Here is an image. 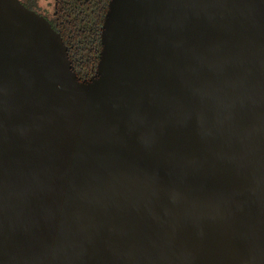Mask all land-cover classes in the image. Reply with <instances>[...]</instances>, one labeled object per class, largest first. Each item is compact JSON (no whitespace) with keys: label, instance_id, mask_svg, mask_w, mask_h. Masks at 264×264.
<instances>
[{"label":"water","instance_id":"95a60500","mask_svg":"<svg viewBox=\"0 0 264 264\" xmlns=\"http://www.w3.org/2000/svg\"><path fill=\"white\" fill-rule=\"evenodd\" d=\"M0 264H264V0H0Z\"/></svg>","mask_w":264,"mask_h":264},{"label":"trees","instance_id":"16d2710c","mask_svg":"<svg viewBox=\"0 0 264 264\" xmlns=\"http://www.w3.org/2000/svg\"><path fill=\"white\" fill-rule=\"evenodd\" d=\"M110 0H52L45 11L38 0H21L29 9L43 15L60 33L80 80L95 71L101 50V30Z\"/></svg>","mask_w":264,"mask_h":264},{"label":"rangeland","instance_id":"374dc122","mask_svg":"<svg viewBox=\"0 0 264 264\" xmlns=\"http://www.w3.org/2000/svg\"><path fill=\"white\" fill-rule=\"evenodd\" d=\"M38 2H39L40 6L42 7L43 10H45V11L50 10L52 0H38Z\"/></svg>","mask_w":264,"mask_h":264}]
</instances>
